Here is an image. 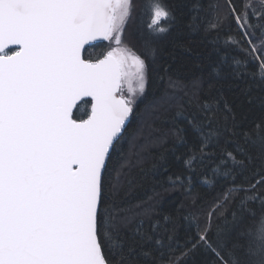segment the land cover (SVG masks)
I'll return each instance as SVG.
<instances>
[{
    "label": "snow or ice",
    "instance_id": "1",
    "mask_svg": "<svg viewBox=\"0 0 264 264\" xmlns=\"http://www.w3.org/2000/svg\"><path fill=\"white\" fill-rule=\"evenodd\" d=\"M226 2L229 18L249 44L240 49L249 57L244 64L256 63L257 56L264 63V0H241L239 11L231 0ZM133 5L134 0H0V264H139L141 259L156 264L155 253L164 238L140 227L123 236L115 229L120 212L104 203L108 160L134 113L137 93H146L149 59L156 58L155 48L143 56L119 47ZM198 7L192 5L193 10ZM143 11L154 37L171 30L163 22L176 21L163 0H145ZM222 22L214 16L209 31ZM256 32L262 38L253 44ZM98 38L114 39L117 47L95 61L85 58V45ZM240 67V60L229 63L222 56L213 67L224 81L217 88L221 95L205 100L198 114L184 115L198 141L188 149L185 168L195 171L197 152L201 162L214 157L223 139L233 147L220 153L213 171L219 172L220 165L228 168L230 162L232 168L224 176H232L233 184V172L253 168L252 151L264 153V135L255 136L244 124L247 117H238L223 98L224 88L237 86L233 82L249 75L238 71ZM160 68L168 71V66L152 70ZM169 84L174 86L171 80ZM251 87L240 93L248 104L253 101L247 95ZM86 97V118H74L73 109ZM260 103L264 105V99ZM218 111L223 114L217 116ZM184 131L177 127V132ZM178 142L186 140L181 136ZM261 172L264 166L253 171L251 179ZM260 184L264 177L250 188L231 190L209 213L214 223H196L191 238L176 245L180 256L171 264H264V223L254 231L244 230L243 216L235 211L230 215L224 207L231 196L239 212L247 214L246 205L260 200L259 195L238 197L232 192H254ZM260 203L264 206V200ZM156 229L153 224L152 232Z\"/></svg>",
    "mask_w": 264,
    "mask_h": 264
},
{
    "label": "trees",
    "instance_id": "2",
    "mask_svg": "<svg viewBox=\"0 0 264 264\" xmlns=\"http://www.w3.org/2000/svg\"><path fill=\"white\" fill-rule=\"evenodd\" d=\"M231 2L239 11L241 0ZM144 3L145 0H134L132 19L122 32L119 47L143 56L149 55L150 50L155 48L156 58L149 59L146 93L143 96L137 93L134 113L128 120L117 150L108 160L104 174V203L113 212H120L121 219L116 221L115 229L123 236H130L134 229L140 227L154 238L157 235L163 237L160 251L155 253L156 264H171L180 256L176 245L183 246L191 238L196 231V223L203 225L209 219L214 223L215 218L210 217L209 213L231 190L250 188L256 180L264 177V172H261L251 179L252 172H260L264 166V153L255 151H252L255 157L251 162L253 168L245 169L242 174H237L238 169L233 172L236 176L234 184L230 182L232 176H224L232 168L230 162L228 168L220 165L219 172H214L213 169L220 164V153L233 147L231 144L225 145L223 139L219 147L213 150L214 157L204 158L201 162L200 153L197 152L195 171L187 170L184 160L189 157L188 149L198 141L184 115L198 114L205 100L211 102L221 95L217 88L224 81L213 73V67L221 57L224 56L229 63L238 59L241 67L237 70L249 75L239 82H233L237 86L224 88L223 98L236 108L238 117H247L244 124L255 136L264 135V127L261 126L264 125V105L260 103L264 99V72L260 71L264 63H261L262 57L257 56L256 63L244 64L249 57L240 49H247L249 44L237 30L234 20L229 18L226 0H163L175 13L176 21L163 22L170 24L171 30L160 37L151 36L147 30L150 17L143 11ZM193 4L199 7L193 10ZM217 15L222 17L223 22L217 30L209 31L213 26L212 18ZM261 38V33L256 32L252 43L256 44ZM229 39L239 43H228ZM113 46H117L114 39L100 41L86 48L83 56L96 60ZM158 66H168V71L162 68L152 70ZM170 80L174 86L169 84ZM247 85H252L247 93L253 98L251 104L245 103V96L240 94ZM132 86L136 87L134 79ZM123 94L127 96L128 89ZM88 101L85 99L78 104L73 111L74 118H86L85 113L90 109ZM178 111L182 113L181 116L176 115ZM222 114L221 111L216 113L217 116ZM177 127H183L185 131L179 133ZM181 136L186 143L178 142ZM165 167L167 171H163ZM177 176L182 179L169 183ZM114 185L117 188L115 191ZM257 194L260 200H264V184L257 185L254 192H232L233 196L238 197ZM260 200L246 205L247 214L239 212L231 196L224 207L230 215L235 211L243 216L240 227L251 232L264 223V206ZM164 217H168V220L165 221ZM153 224L157 225L155 232H152ZM169 236L172 237L170 241ZM169 244L171 247H168ZM161 256L164 258L160 259ZM139 264L147 262L141 259Z\"/></svg>",
    "mask_w": 264,
    "mask_h": 264
},
{
    "label": "water",
    "instance_id": "3",
    "mask_svg": "<svg viewBox=\"0 0 264 264\" xmlns=\"http://www.w3.org/2000/svg\"><path fill=\"white\" fill-rule=\"evenodd\" d=\"M100 41H104V39H102V38H98V39H96V40L90 41L88 44L85 45V50H86V48H88V47H90L91 45H93V44H95V43H97V42H100ZM15 48H16V46H13V45H10V46H9V49H13V50H14ZM85 50H84V51H85ZM84 51H83V53H84ZM83 53H82V54H83ZM106 53H107V52H106ZM106 53H105V54H106ZM101 58H103V56H102ZM93 61H95V60H93ZM85 99H89V100H90V98H87V97H86V98H83L82 100H85ZM82 100H81V101H82ZM81 101H78V102H77V105H78ZM74 109H75V108H74ZM74 109H73V111H74ZM127 123H128V121L126 122V125H127Z\"/></svg>",
    "mask_w": 264,
    "mask_h": 264
},
{
    "label": "rangeland",
    "instance_id": "4",
    "mask_svg": "<svg viewBox=\"0 0 264 264\" xmlns=\"http://www.w3.org/2000/svg\"><path fill=\"white\" fill-rule=\"evenodd\" d=\"M129 28V27H128ZM128 30V29H127ZM128 32V31H127ZM117 46H113V48H116ZM113 48H111L110 49V51L113 49ZM133 71H134V69H133ZM125 89H128V85L127 84H125L124 86H123V91H125Z\"/></svg>",
    "mask_w": 264,
    "mask_h": 264
}]
</instances>
